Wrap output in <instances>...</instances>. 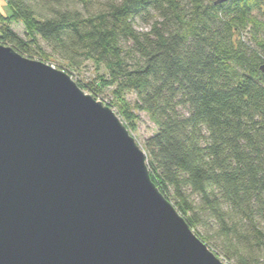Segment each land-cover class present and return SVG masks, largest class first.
Segmentation results:
<instances>
[{
	"label": "trees",
	"instance_id": "trees-1",
	"mask_svg": "<svg viewBox=\"0 0 264 264\" xmlns=\"http://www.w3.org/2000/svg\"><path fill=\"white\" fill-rule=\"evenodd\" d=\"M4 1L0 44L48 62L42 40L70 74L102 65L108 79L80 87L135 95L158 129L145 150L164 196L228 262L264 264V39L241 36L259 33L264 0Z\"/></svg>",
	"mask_w": 264,
	"mask_h": 264
},
{
	"label": "water",
	"instance_id": "water-1",
	"mask_svg": "<svg viewBox=\"0 0 264 264\" xmlns=\"http://www.w3.org/2000/svg\"><path fill=\"white\" fill-rule=\"evenodd\" d=\"M0 264L225 263L111 107L0 44Z\"/></svg>",
	"mask_w": 264,
	"mask_h": 264
},
{
	"label": "rangeland",
	"instance_id": "rangeland-1",
	"mask_svg": "<svg viewBox=\"0 0 264 264\" xmlns=\"http://www.w3.org/2000/svg\"><path fill=\"white\" fill-rule=\"evenodd\" d=\"M0 13H2L5 16H8L9 14V8L4 0H0ZM253 17L257 22L261 23L262 25L256 26L258 27L259 33L253 32L251 26H249L245 31L242 32L241 36L246 43L253 48L255 46L253 39L255 37H259L260 39H264V17H261V14L258 12H254ZM12 29L22 38H26V30L22 23H12L11 24ZM1 27V23H0ZM255 35V36H254ZM41 48L45 51L47 55H49V61L45 62L42 61V59L38 56L34 57V60L42 61L46 64H49L57 69H59L58 65H65L64 62H62L58 57L54 56L51 52V50L47 47L46 43L40 40ZM61 70V69H59ZM63 71V70H62ZM66 72V71H64ZM73 74L71 75L69 72H66L69 74L74 82L80 87V84L83 85L84 83H95L98 82V78H104L105 80L108 79L107 77V71L102 65L96 64L92 61H87L84 66H82L79 69H75V71H72ZM86 94H90L88 90L83 89L80 87ZM114 87H108L102 92L99 93V98H95L98 101H106L110 102L113 106L111 107L117 115L121 118L126 119L125 113L130 116L131 119H126L127 122V128L130 132V134L136 139L137 143L140 145V147L146 152L145 150V142L148 138H150L152 135H154L157 132V126L154 120L144 111H141L137 109L136 107V97L132 93H128L125 95L122 99L116 98V96L113 95ZM107 105V104H105ZM108 106V105H107ZM110 107V106H109ZM121 114V115H120ZM123 121V120H122ZM124 123V121H123ZM125 124V123H124ZM147 154V153H146ZM192 231L196 236L207 245L208 249L216 255L223 263L225 264H234L232 261L228 262L224 255L222 254L221 250L215 246L212 240H207L206 237H209L204 230H202L200 227H191Z\"/></svg>",
	"mask_w": 264,
	"mask_h": 264
}]
</instances>
